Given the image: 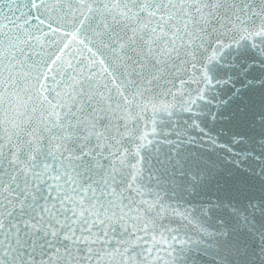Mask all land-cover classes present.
I'll list each match as a JSON object with an SVG mask.
<instances>
[{
    "label": "snow or ice",
    "instance_id": "snow-or-ice-1",
    "mask_svg": "<svg viewBox=\"0 0 264 264\" xmlns=\"http://www.w3.org/2000/svg\"><path fill=\"white\" fill-rule=\"evenodd\" d=\"M199 257L264 264V0H0V264Z\"/></svg>",
    "mask_w": 264,
    "mask_h": 264
},
{
    "label": "water",
    "instance_id": "water-1",
    "mask_svg": "<svg viewBox=\"0 0 264 264\" xmlns=\"http://www.w3.org/2000/svg\"><path fill=\"white\" fill-rule=\"evenodd\" d=\"M237 178H244L246 179L250 184L256 185L258 178L254 177H248L246 174L243 173H237L236 174ZM199 260L203 261V264H212V261L209 259H206L204 257H199Z\"/></svg>",
    "mask_w": 264,
    "mask_h": 264
}]
</instances>
